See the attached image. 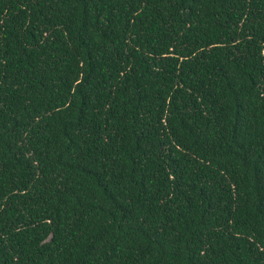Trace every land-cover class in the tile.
<instances>
[{"label": "trees", "instance_id": "trees-1", "mask_svg": "<svg viewBox=\"0 0 264 264\" xmlns=\"http://www.w3.org/2000/svg\"><path fill=\"white\" fill-rule=\"evenodd\" d=\"M0 264H264V0H0Z\"/></svg>", "mask_w": 264, "mask_h": 264}]
</instances>
